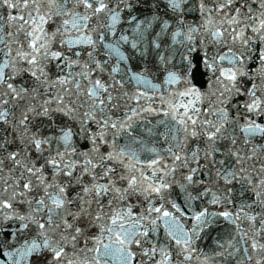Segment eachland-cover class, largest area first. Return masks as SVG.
I'll return each mask as SVG.
<instances>
[{"label":"snow or ice","instance_id":"obj_1","mask_svg":"<svg viewBox=\"0 0 264 264\" xmlns=\"http://www.w3.org/2000/svg\"><path fill=\"white\" fill-rule=\"evenodd\" d=\"M0 264H264V0H0Z\"/></svg>","mask_w":264,"mask_h":264}]
</instances>
